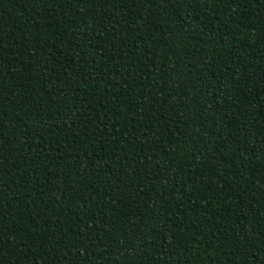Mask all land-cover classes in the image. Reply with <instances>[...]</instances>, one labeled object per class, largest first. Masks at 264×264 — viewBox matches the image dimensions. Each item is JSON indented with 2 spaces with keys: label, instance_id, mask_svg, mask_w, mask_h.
Listing matches in <instances>:
<instances>
[{
  "label": "trees",
  "instance_id": "16d2710c",
  "mask_svg": "<svg viewBox=\"0 0 264 264\" xmlns=\"http://www.w3.org/2000/svg\"><path fill=\"white\" fill-rule=\"evenodd\" d=\"M0 264H264V0H0Z\"/></svg>",
  "mask_w": 264,
  "mask_h": 264
}]
</instances>
